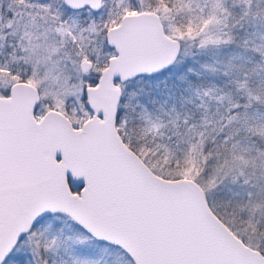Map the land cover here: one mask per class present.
I'll use <instances>...</instances> for the list:
<instances>
[{"label":"snow or ice","instance_id":"obj_1","mask_svg":"<svg viewBox=\"0 0 264 264\" xmlns=\"http://www.w3.org/2000/svg\"><path fill=\"white\" fill-rule=\"evenodd\" d=\"M0 264H264V0H0Z\"/></svg>","mask_w":264,"mask_h":264}]
</instances>
